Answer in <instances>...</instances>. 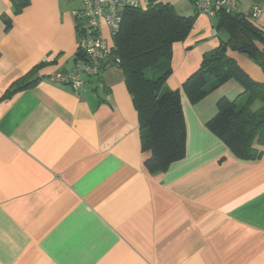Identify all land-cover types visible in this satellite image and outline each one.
I'll use <instances>...</instances> for the list:
<instances>
[{
    "label": "crops",
    "instance_id": "1",
    "mask_svg": "<svg viewBox=\"0 0 264 264\" xmlns=\"http://www.w3.org/2000/svg\"><path fill=\"white\" fill-rule=\"evenodd\" d=\"M160 1L195 21L166 81L181 91L185 155L152 173L120 68L78 90L51 80L77 64L83 2L28 0L18 12L0 0V264H264V146L242 160L207 127L243 88L230 80L198 103L182 90L229 35L192 0ZM237 1L245 14L256 5ZM262 9L251 22L264 32ZM228 55L264 83L250 57ZM35 68V84L8 95Z\"/></svg>",
    "mask_w": 264,
    "mask_h": 264
},
{
    "label": "trees",
    "instance_id": "2",
    "mask_svg": "<svg viewBox=\"0 0 264 264\" xmlns=\"http://www.w3.org/2000/svg\"><path fill=\"white\" fill-rule=\"evenodd\" d=\"M253 1L264 5V0ZM14 2L19 12L28 0ZM75 18L81 36V18ZM214 19V28L229 37L204 54L200 68L183 83L182 90L192 103H198L228 81L236 80L243 88L242 95L235 101L220 100L218 112L207 127L237 157L255 161L263 155L259 147L264 146V83L254 80L228 51L250 57L264 72V32L245 13L221 10ZM194 21L195 17L180 15L169 3L148 0L147 7L125 6L121 28L114 37L112 56L133 96L143 148L152 154L145 164L152 173L167 170L185 155L181 91L169 89L166 81L172 73L173 46L189 36ZM80 56L78 50L77 58ZM36 70L16 81L8 95L34 85ZM256 102L261 103L258 110L253 109Z\"/></svg>",
    "mask_w": 264,
    "mask_h": 264
},
{
    "label": "built area",
    "instance_id": "3",
    "mask_svg": "<svg viewBox=\"0 0 264 264\" xmlns=\"http://www.w3.org/2000/svg\"><path fill=\"white\" fill-rule=\"evenodd\" d=\"M83 10L75 15L81 18L79 52L82 56L78 58L76 66L66 72H58L51 80L63 85H69L78 90L83 87L89 79L98 76L105 65L112 64L117 67L116 60L112 56V46L108 43L102 33V26L106 24L114 39L122 24V11L126 5L135 7H147L148 0H81ZM199 13H203L214 19L218 12L226 10L229 13H242L237 0H193ZM263 9L254 5L248 13L251 20H256L262 14Z\"/></svg>",
    "mask_w": 264,
    "mask_h": 264
},
{
    "label": "rangeland",
    "instance_id": "4",
    "mask_svg": "<svg viewBox=\"0 0 264 264\" xmlns=\"http://www.w3.org/2000/svg\"><path fill=\"white\" fill-rule=\"evenodd\" d=\"M216 23H217V21H216V19H214V26L216 27ZM220 33H222V32H220ZM250 59V58H249ZM253 61V60H252ZM261 107V103L260 102H256L255 104H254V106H253V109L254 110H258L259 108Z\"/></svg>",
    "mask_w": 264,
    "mask_h": 264
}]
</instances>
